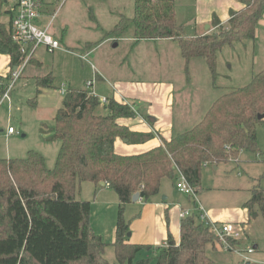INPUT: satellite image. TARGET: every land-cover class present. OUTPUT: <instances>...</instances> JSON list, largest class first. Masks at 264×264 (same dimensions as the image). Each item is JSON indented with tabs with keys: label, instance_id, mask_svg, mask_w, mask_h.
Returning <instances> with one entry per match:
<instances>
[{
	"label": "trees",
	"instance_id": "16d2710c",
	"mask_svg": "<svg viewBox=\"0 0 264 264\" xmlns=\"http://www.w3.org/2000/svg\"><path fill=\"white\" fill-rule=\"evenodd\" d=\"M239 3L237 10H228L225 24L212 15L218 32L187 36L175 18V0H134L133 16H121L112 32L121 34L132 23L135 40L172 39L186 63L202 57L214 77L217 51L254 39L264 12V0ZM7 5L0 0V17L8 15L6 23L0 20V53L9 56L12 68L22 59L11 39ZM52 81L51 73L36 79V93L51 87ZM90 85L65 90L53 116L52 132L42 130L46 140L60 141L53 168L34 150L25 158L0 157V264H110L103 257L107 243L89 225L90 201L75 199L81 182L100 181L118 198L112 242L116 264H131L149 248L154 250V264H207L206 246L215 247L219 239L198 214L181 218L178 240L168 230L165 245L154 247L129 241L125 207L134 193L144 202L152 201L163 178L175 182L182 175L197 193L206 165L237 158L244 149L258 153L256 126L264 121L259 118L264 114V68L246 85L219 95L191 128L168 139L159 135L161 143L138 154H118L115 139L141 144L157 133L133 131L120 124L119 118L135 117L137 109L112 97L102 102ZM99 107L104 114L97 112ZM243 207L249 215L258 207L264 216V189L259 184L250 189ZM225 239L232 241V237ZM148 263V259L136 262Z\"/></svg>",
	"mask_w": 264,
	"mask_h": 264
},
{
	"label": "rangeland",
	"instance_id": "374dc122",
	"mask_svg": "<svg viewBox=\"0 0 264 264\" xmlns=\"http://www.w3.org/2000/svg\"><path fill=\"white\" fill-rule=\"evenodd\" d=\"M239 7V0H175V18L183 24L187 36L198 35L203 30V34L214 33L218 32L219 27L212 25V15L225 24L227 20L222 21V18L228 10H237ZM133 13L134 0H67L63 4L56 12L52 26L64 51L51 52L39 46L35 54L41 64H30L34 62L33 56L30 58L22 77L10 92L11 108L7 102L0 106V129L6 130L10 125L16 130L10 136L5 131L0 133V157L25 158L30 150H34L45 158L48 168L54 167L60 141L46 140L42 130L47 133L53 130V116L63 97V84L66 85L65 89H80L95 82V71L90 63L103 67L109 79L115 71V74H130L133 78L175 80L181 87L180 103L190 112L186 129L195 124L199 103L203 104L205 100L213 102L231 88L246 85L252 75L264 68V12L256 25L254 39L224 45L217 51L214 77L202 57H193L186 63L180 56L176 41L135 40L132 23L121 34L112 32L121 16L131 18ZM7 19V14L0 17L4 23ZM88 46L95 49L85 56L90 49ZM67 49L70 51H65ZM79 56L87 61L81 60ZM48 73L53 75V87L40 88L36 93V79ZM128 104L137 109L133 104ZM97 112L105 113L102 107ZM200 112H204L201 105ZM179 113L177 110L175 120ZM256 144L258 153L244 149L238 159L220 162L217 168L211 164L203 167L202 190L200 194L196 193V199L204 204V210L240 207L250 197L249 189L254 185L259 184L264 189V121L256 126ZM93 185L91 182H81L75 199L92 201ZM162 185L169 190V200L174 204L183 210L197 211L198 203L192 196L175 190L168 179H164ZM104 200L105 206L102 205ZM139 205L135 202L125 207L124 217L128 223L137 218ZM117 212V195L108 189L105 190V198L100 196L89 213L92 232L107 243L103 257L110 264H116L110 242L112 236L114 239ZM234 224L239 230L227 247L220 239L215 242V247L210 244L206 246L210 259L207 264H264V216L259 208L254 207V212L245 223ZM253 245L256 248H252ZM139 259H148V264H154V250H142L131 264H136Z\"/></svg>",
	"mask_w": 264,
	"mask_h": 264
},
{
	"label": "crops",
	"instance_id": "0c3cea01",
	"mask_svg": "<svg viewBox=\"0 0 264 264\" xmlns=\"http://www.w3.org/2000/svg\"><path fill=\"white\" fill-rule=\"evenodd\" d=\"M51 9L52 6L50 4L44 5L42 9V17L38 20L39 25H45L48 23V14L50 13ZM227 19H228V12L225 15V17L222 18V21ZM49 30L56 38H58L53 32L52 24ZM204 32L205 30L201 31L198 34H203ZM58 39L61 44L60 38ZM161 40L171 41L172 39H157L153 41H161ZM88 47H90V49L86 52L85 56L93 53L95 49L92 48L91 46ZM59 50L64 51V49H59ZM65 51L69 52L70 50L67 49ZM35 52L33 55L34 62L33 63H30L29 61L28 62L33 65L41 64L40 60L36 58ZM74 55L77 56L76 54ZM79 58L81 60L87 61V59L82 56L81 57L79 56ZM9 63H10L9 56L0 53V90L2 89L1 87H5L7 85L11 77L10 71L14 69V67L12 68L10 67ZM90 64L94 68L95 71L94 73L96 76L95 82L94 81L91 82V85L89 86L90 90L94 94H96L100 98L106 97L107 99L112 97L118 102H126V103L128 102L133 104L134 107L137 108V112H136L137 114L135 117L132 118L122 117L118 119V122L122 125L127 126L130 130L133 131H140V132L151 131L153 133L158 134V135L155 134L154 138L141 144H131L124 139L116 138L114 141V150L118 154L125 155V154H138L144 152L161 143V139L159 138V135L163 138L168 139L174 133L182 132L189 129V128L186 129L185 125H188L190 122V120L188 119L190 112H188L189 110L187 111V109H185L186 108L185 106L182 107V104L180 103L181 87L176 84L175 80L169 78H165V79L133 78V76H130V74H124V73L115 74V71L112 73L113 75H111V78L109 79L108 76L106 75V72H103L104 69L103 67L99 68L98 66L97 67L94 66L92 63ZM107 70L108 69L106 67V71ZM23 71L16 79L15 83L19 80L20 77H22L21 75ZM14 85L12 86L11 90L13 89ZM62 86L64 87L61 88V93H63L65 90L70 88L68 87L65 89L66 87L65 84H63ZM51 87H53V85ZM45 88H50V87H45ZM10 92H9V102H7L6 104L8 105V107L11 108ZM211 104L212 102H210V100H205L203 104L199 103V108L196 109L197 114L195 115V117L197 118L194 120L195 124L199 121L198 119H201L203 117L204 113L206 112L208 107H210ZM200 105L202 111L204 112H200ZM177 110L180 111V113L179 115H177V120H175V115ZM4 131L5 130L0 129V133L2 132L4 133ZM13 134L14 133L6 134V135L10 136ZM217 165L218 164L213 165V168H217ZM164 179L167 178H163L161 180L159 194L155 196L152 201L144 202L140 198H138L135 201L140 204L139 205L140 208L138 209L139 213L136 216L137 218L133 219L132 222H129V230H131V232H129L130 234L128 236V239L130 242L140 243L154 247L163 246L165 245L166 242L168 230L170 231V233L172 234L175 240L179 239L180 221H181V218L179 217V212L183 209L179 207L178 204L176 203L174 204L172 200H169L170 192L165 185H162ZM170 182L172 184V187L175 190H177L175 188L174 181L170 180ZM92 184H94L93 185L94 197L93 200L90 201L91 210L94 209L96 201L100 198V196H103L105 198V190L108 189L111 190V188H109L107 184L105 185H100L99 183L97 184L92 183ZM201 190L202 188L197 193L200 194ZM135 202L131 201L130 203H128V206H131ZM196 202L200 203L204 208L203 206L204 204H202L200 199ZM244 202L240 205V207H230V208L213 207L207 211L205 210L207 212L206 218L216 223L243 224L246 221H248L250 217L247 208L243 207ZM102 205L105 206L106 201L103 202ZM193 213L198 214L197 211H194ZM113 240L114 239L112 236V242ZM112 242H110L111 245ZM252 248H256V245H253Z\"/></svg>",
	"mask_w": 264,
	"mask_h": 264
},
{
	"label": "built area",
	"instance_id": "2783aa9c",
	"mask_svg": "<svg viewBox=\"0 0 264 264\" xmlns=\"http://www.w3.org/2000/svg\"><path fill=\"white\" fill-rule=\"evenodd\" d=\"M11 10L10 31L11 39L17 45V50L21 55L22 61L20 64L14 66L10 71V79L5 87L0 91V106L4 102H9V92L14 85L16 79L19 77L24 67L34 55V52L39 46L45 47L47 51H54L62 49L60 41L50 32V26L56 12L63 6L67 0H6ZM50 4L52 9L48 14V23L39 25L38 20L42 17V9L44 5ZM91 84V83H89ZM88 84V85H89ZM63 92V90H62ZM100 100L106 103V97H101ZM6 134L15 133L16 130L12 126H7ZM175 188L187 196H192L196 199V193L191 185L187 182L184 176L179 175L175 181ZM193 211L181 210L179 217L184 218L191 215ZM197 213L199 217L205 221L212 233L223 243L226 242V237L236 236L238 228L232 223H216L206 218V212L202 205L198 203ZM252 250V248H248Z\"/></svg>",
	"mask_w": 264,
	"mask_h": 264
},
{
	"label": "water",
	"instance_id": "95a60500",
	"mask_svg": "<svg viewBox=\"0 0 264 264\" xmlns=\"http://www.w3.org/2000/svg\"><path fill=\"white\" fill-rule=\"evenodd\" d=\"M263 117H264V114L259 116V118H263ZM124 140H125V139H124ZM99 184H100V185H105V182L100 181ZM138 198H139L138 193H134V194L132 195V197H131V201L135 202ZM163 198H165V197H163ZM129 234H130V233L128 232V233H127V236H129Z\"/></svg>",
	"mask_w": 264,
	"mask_h": 264
}]
</instances>
